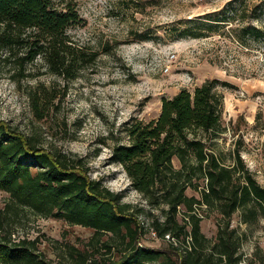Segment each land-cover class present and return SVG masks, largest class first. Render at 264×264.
Wrapping results in <instances>:
<instances>
[{"label": "rangeland", "instance_id": "rangeland-1", "mask_svg": "<svg viewBox=\"0 0 264 264\" xmlns=\"http://www.w3.org/2000/svg\"><path fill=\"white\" fill-rule=\"evenodd\" d=\"M63 1L68 0H55ZM72 1L82 20L70 28V35L97 52L95 61L72 79L49 72L40 60L23 70L14 62H0L1 120L51 151L83 159L92 178L143 208L140 219L149 228L162 212L132 187L123 165L113 158L114 147L127 143L129 122L159 115L162 97L182 88L193 91L206 79L217 78L224 81L216 90L223 94L226 131L209 141V147L232 164V151L239 146L245 166L264 186V0H245L243 18L235 16L239 0ZM246 27L259 32L253 35ZM4 53L0 49V56ZM39 83L55 94L42 118L30 104V91ZM174 163L179 165L176 159ZM187 193L199 196L193 188ZM8 198L0 189V208ZM198 212L202 231L214 240L226 221L218 205L200 206ZM243 213L237 209L230 225L238 237V264H264V213L259 210L248 221ZM10 229L16 240L36 239L55 264L69 262L64 245L89 247L92 235L87 227L29 210L14 217ZM165 243L150 230L140 241L153 248Z\"/></svg>", "mask_w": 264, "mask_h": 264}, {"label": "trees", "instance_id": "trees-1", "mask_svg": "<svg viewBox=\"0 0 264 264\" xmlns=\"http://www.w3.org/2000/svg\"><path fill=\"white\" fill-rule=\"evenodd\" d=\"M244 4L239 0L236 17L243 18ZM81 20L72 0H0V49L5 52L0 62L25 69L40 60L49 72L75 78L97 57V52L72 40L69 30ZM246 30L259 32L255 27ZM220 82L206 79L193 91L182 88L162 97L159 115L129 122L127 143L114 147L113 158L123 165L132 187L162 212L149 228L140 219L143 208L92 178L83 159L51 151L0 119V189L9 195L0 208V264H55L36 239L12 238L13 218L24 210L92 230L89 247L64 245L68 264H238L241 256L231 218L239 208L244 221L259 210L264 213V186L245 166L239 146L232 151V164L209 147V141L226 131L223 94L216 90ZM54 98L50 87L37 84L30 91L34 114L42 118ZM188 188L199 196L189 195ZM202 204L218 205L226 220L212 241L201 229ZM151 229L158 238L169 234L177 243L140 245Z\"/></svg>", "mask_w": 264, "mask_h": 264}, {"label": "built area", "instance_id": "built-area-1", "mask_svg": "<svg viewBox=\"0 0 264 264\" xmlns=\"http://www.w3.org/2000/svg\"><path fill=\"white\" fill-rule=\"evenodd\" d=\"M168 69H169V67L166 66V70H168ZM206 182H207V181H206ZM204 188L207 189V186L204 185ZM202 205H203L204 207L206 206L205 204H202ZM198 214H199L200 217H203L202 214H200L199 212H198ZM185 218L188 219V217H185ZM150 234L153 235L154 238H158V237H157V233H156L155 230L151 229V230H150ZM188 239H189V236H188ZM164 240H166V241H168V242H172V243H174V244L177 243L176 240H175V238H174V237H171L169 234H166V235H165ZM140 245H142V244H140Z\"/></svg>", "mask_w": 264, "mask_h": 264}]
</instances>
